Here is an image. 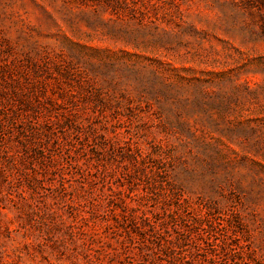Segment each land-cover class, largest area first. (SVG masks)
Masks as SVG:
<instances>
[{"label":"rangeland","instance_id":"obj_1","mask_svg":"<svg viewBox=\"0 0 264 264\" xmlns=\"http://www.w3.org/2000/svg\"><path fill=\"white\" fill-rule=\"evenodd\" d=\"M0 264H264V0H0Z\"/></svg>","mask_w":264,"mask_h":264}]
</instances>
